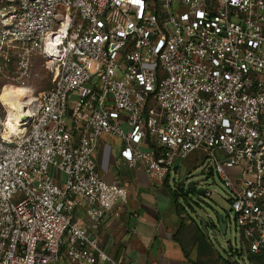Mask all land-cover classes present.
Returning <instances> with one entry per match:
<instances>
[{
	"label": "built area",
	"instance_id": "2783aa9c",
	"mask_svg": "<svg viewBox=\"0 0 264 264\" xmlns=\"http://www.w3.org/2000/svg\"><path fill=\"white\" fill-rule=\"evenodd\" d=\"M35 56L53 86L23 132L0 112V264H119L98 232L129 190L100 175L103 136L158 183L199 150L229 192L233 263L264 264V0H0V68L25 82Z\"/></svg>",
	"mask_w": 264,
	"mask_h": 264
},
{
	"label": "crops",
	"instance_id": "0c3cea01",
	"mask_svg": "<svg viewBox=\"0 0 264 264\" xmlns=\"http://www.w3.org/2000/svg\"><path fill=\"white\" fill-rule=\"evenodd\" d=\"M116 139L103 136L99 140V172L105 180L117 179L125 185L129 200L119 216L107 213L101 223L103 250L119 264H234L231 253L221 254L200 222L178 202V191L171 184L186 158L177 162L174 175L163 183L154 182L142 167L131 168L124 162L121 141ZM113 145L118 146V156ZM77 214L84 216V202ZM60 264L76 263L64 256Z\"/></svg>",
	"mask_w": 264,
	"mask_h": 264
},
{
	"label": "rangeland",
	"instance_id": "374dc122",
	"mask_svg": "<svg viewBox=\"0 0 264 264\" xmlns=\"http://www.w3.org/2000/svg\"><path fill=\"white\" fill-rule=\"evenodd\" d=\"M30 76L22 82L21 72L19 68L14 66H3L0 68V93L4 86H15L18 89L25 91L30 97L34 98L39 96L43 91L50 89L53 86L54 74L50 67L46 64V59L42 56H35L30 65ZM72 96L71 100H74ZM73 103L69 105V111ZM6 105L0 99V112L8 113ZM123 118H127V114H123ZM124 129L127 130V125L124 124ZM117 140V139H116ZM118 143V140L116 141ZM114 146L115 156L119 155L118 146ZM236 167L228 168L229 171H235ZM205 165L201 163L199 150L194 151L189 157L186 158L182 165V172L172 179L171 186L178 191V202L184 207L185 213L190 214L197 219L203 218L209 220V215L215 217L216 215H223L224 222L227 224L226 233L224 234L218 227L214 229L215 233L212 234L213 229L209 232V236L214 245L224 256L231 253L232 247L242 249L243 243L241 240V232L237 229L233 219V213L230 216L231 202L229 200V192L224 186L221 179L216 173L206 177ZM51 172L56 179L64 180L66 175L55 166L51 168ZM174 175V173H172ZM193 182L196 190H217L213 192L211 197H205L194 191H188L187 185ZM174 184L176 185L174 187ZM232 255V254H231ZM235 259L238 261L246 260L247 257H240L235 253Z\"/></svg>",
	"mask_w": 264,
	"mask_h": 264
},
{
	"label": "bare ground",
	"instance_id": "6f19581e",
	"mask_svg": "<svg viewBox=\"0 0 264 264\" xmlns=\"http://www.w3.org/2000/svg\"><path fill=\"white\" fill-rule=\"evenodd\" d=\"M0 99L8 110V125L17 127L20 132H23L25 129L24 116H31L32 107L30 106L27 110L26 108L32 97L15 86L6 85L1 90Z\"/></svg>",
	"mask_w": 264,
	"mask_h": 264
},
{
	"label": "water",
	"instance_id": "95a60500",
	"mask_svg": "<svg viewBox=\"0 0 264 264\" xmlns=\"http://www.w3.org/2000/svg\"><path fill=\"white\" fill-rule=\"evenodd\" d=\"M26 118V116H24ZM188 191H194L198 194H203V190L197 191L196 186L193 182H189L187 185ZM209 220H204L203 218L199 219V222L201 224V228L204 230L205 233L209 234V232L213 229L212 234L215 233L214 229L218 227L224 234L226 233V227L227 224L224 222V216L223 215H216L213 217L212 215H209Z\"/></svg>",
	"mask_w": 264,
	"mask_h": 264
}]
</instances>
